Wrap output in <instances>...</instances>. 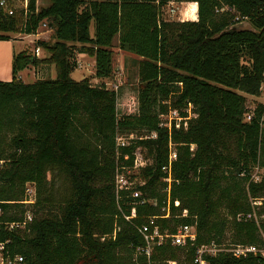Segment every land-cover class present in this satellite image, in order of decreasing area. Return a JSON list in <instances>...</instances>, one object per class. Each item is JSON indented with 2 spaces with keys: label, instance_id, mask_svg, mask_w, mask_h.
<instances>
[{
  "label": "trees",
  "instance_id": "16d2710c",
  "mask_svg": "<svg viewBox=\"0 0 264 264\" xmlns=\"http://www.w3.org/2000/svg\"><path fill=\"white\" fill-rule=\"evenodd\" d=\"M48 1L28 0L25 14L0 6V32L36 33L44 20L53 29L52 41L35 42L47 57L19 51L12 79L0 80V241L10 254L29 264H194L199 246L223 243L227 232L229 242L258 243L255 221L236 216L251 210L250 197H264V173L249 179L255 165L264 168V104L246 120V98L237 90L261 91L264 0H186L197 1L196 20L162 18L170 0ZM223 6L231 10L218 11ZM240 21L251 28H231ZM115 36L119 49L138 57V110L121 117L113 89L71 77L75 52L94 57L95 77H108ZM39 62L53 63L55 78L17 77ZM170 110L180 119L161 125ZM142 130L150 134L116 145L118 133ZM137 147L151 159L136 173L139 196H117L116 168L131 165ZM169 162L168 182L162 166ZM55 169L67 178L69 194L50 206L47 173ZM27 183L35 187L34 216L23 229H9L6 223L27 210ZM145 224L161 234L193 224L196 236L184 245L163 236L147 255L139 230ZM204 257L208 264H264L224 251Z\"/></svg>",
  "mask_w": 264,
  "mask_h": 264
},
{
  "label": "built area",
  "instance_id": "2783aa9c",
  "mask_svg": "<svg viewBox=\"0 0 264 264\" xmlns=\"http://www.w3.org/2000/svg\"><path fill=\"white\" fill-rule=\"evenodd\" d=\"M170 2V1H169ZM196 4V14H197V1H192ZM13 5L9 6L7 0H0V6L3 7V9L8 14H13L17 9L23 10V13H26L28 0H13ZM170 12H174V8L170 6L169 8ZM224 10H231L228 6H223L218 11H224ZM236 19H238V15L235 16ZM183 20V19H182ZM46 21H42L40 23L41 26H46ZM241 22V21H240ZM40 25L38 26L37 30L39 29ZM39 50V47L34 48V53L37 54ZM111 89H113L115 92H117L118 85H114ZM253 111V110H252ZM253 112L246 114V120H250L251 115ZM169 120L165 122H161V125L170 126L171 120L173 118L180 119L178 116V113L176 110H170L169 111ZM123 135V134H122ZM121 134H117L115 137L116 145L117 146H124L127 145L129 142L126 141ZM171 145V143H170ZM193 147V145H192ZM176 156L174 151H170L169 154V161L174 159ZM125 158H127V155H124ZM149 163V159L144 157L141 151L136 148L135 151H133V162L131 165H118L116 168L115 173V190L117 196L119 195L121 190H128L130 191V194L134 197L139 196V191L135 189L136 183L139 182L138 177L136 176V173L139 171V169L146 164ZM170 168V162L167 166H162V169L168 173V170ZM264 173V168L260 167L259 165H255L253 167L252 172L250 173L249 179L252 181H259ZM241 175L244 174V171L240 172ZM165 180L168 182L171 180L170 174L168 173V176L165 177ZM25 194L26 199L22 200L23 202L33 203L35 198V187L33 183H27L25 187ZM249 202L251 204V210L246 213H238L236 218L237 219H251L255 221L259 228V236L260 240L258 243H217L215 241H211L207 244H203L197 248L195 256H194V264H208L207 259L204 257L205 254L214 256L218 252H229L232 255L235 256H253L256 259H264V228L262 225L264 224V212H258L259 207L264 202V197H250ZM187 210L184 209L182 212V215H186ZM128 219V216H125ZM32 220V216L28 210L25 211L23 219L20 221H12L6 223V226L9 229L13 228H20L23 229L26 227L27 223ZM140 232L143 234L145 239V247L142 248L144 252L149 255L150 253V247L155 242H161L163 236H170L171 241L173 244L176 245H184L187 242H192L195 239L196 236V229L195 226L184 224L181 225L177 232L174 234H161L157 228V226H154L151 232L149 231L148 225H142L139 228ZM155 237H157V241L155 240ZM169 264H176L175 261H168ZM0 264H29L28 261L25 259V257L22 254L16 253L14 255H11L7 246L6 241H0ZM250 264V263H247Z\"/></svg>",
  "mask_w": 264,
  "mask_h": 264
},
{
  "label": "rangeland",
  "instance_id": "374dc122",
  "mask_svg": "<svg viewBox=\"0 0 264 264\" xmlns=\"http://www.w3.org/2000/svg\"><path fill=\"white\" fill-rule=\"evenodd\" d=\"M88 1V0H86ZM189 2L192 1H186V0H170L162 9V18L168 19V20H188L184 19L186 18L184 14V9L187 8V5ZM48 0H37V6H46L48 5ZM172 6L174 8V12H170L169 8ZM185 7V8H184ZM183 8V9H182ZM198 9V6H197ZM197 19V14H196ZM195 19V20H196ZM46 30L50 31V27L47 24V21L45 22ZM41 28V25L39 27ZM53 29L51 28L50 34H53ZM90 31L93 33L94 31V23L91 22L90 25ZM0 34H7L8 36L12 38H17L19 40V45H23L25 43V48L32 54V49L34 47V44L36 40H33L36 38V36H30V37H23L26 34L19 33V32H0ZM32 34V33H31ZM118 37L115 36L113 39V45H112V51H113V66H112V72L111 74L106 78H98L94 76V57L88 55V54H81L80 52H75L73 61L75 62V67L71 72V77L76 80H80L84 77H88L90 79V83L93 85H100L104 84L106 88L111 89L114 85H118V89L116 92V111L117 115L121 117L124 114H132L136 113L138 110V64H137V56L131 52L124 51L119 49L118 47ZM35 52V51H34ZM38 54V53H37ZM35 54V55H37ZM56 76V70L54 67V71L50 76H36V78H27L24 79L25 82H34L36 79L41 78H55ZM237 92L246 95V112L244 114V118L246 117V114L251 113L255 105L259 102L264 103V80L261 84V91L259 95H253V94H247L243 91L237 90ZM162 122L169 120V114L164 113L160 115ZM123 134L122 137L130 142L132 138H136V135L141 136H147L148 132L141 131L140 133L132 132V133H118ZM151 135L154 136L155 133L151 132ZM144 157L149 159V162L151 159L147 156L146 149L142 147H137ZM47 179L48 183L51 186L52 192H53V201L50 203V206L59 204L65 197L69 194V183L67 178L65 177L63 172H60L59 170L55 169L54 171H49L47 173ZM35 200V198H34ZM23 202V201H21ZM25 209L30 212L31 216H34V213L32 209L35 208L33 203L24 202ZM52 204V205H51ZM48 204L44 205L47 207ZM26 211V210H25ZM45 209H42L38 211V213H44ZM229 236L230 233H226V239L223 240L224 244H229L232 242H229ZM169 264V263H168Z\"/></svg>",
  "mask_w": 264,
  "mask_h": 264
},
{
  "label": "crops",
  "instance_id": "0c3cea01",
  "mask_svg": "<svg viewBox=\"0 0 264 264\" xmlns=\"http://www.w3.org/2000/svg\"><path fill=\"white\" fill-rule=\"evenodd\" d=\"M44 27L41 26L42 29H38L36 33L26 34L23 37H30L34 35L36 36V38H34L33 40H30L33 42L35 40L37 41L38 39L52 41V38H51L52 34H50L51 27L49 28L50 31L46 30V28ZM18 43H19V40L17 38L10 37L9 39H0V80L9 81L12 79L13 56L15 53L26 49L24 46L25 43L19 46L17 45ZM35 47H39L37 55H35L34 53ZM32 51H33L32 54H34L39 59H43L48 56V52L44 48L40 46H36L35 44H34ZM81 54H84V53H81ZM53 71H54L53 63L39 62L37 64H29L24 69L20 70L17 74V77L21 79L22 81H24V79H27V78H36L38 74L40 76H46V75L50 76V74H52Z\"/></svg>",
  "mask_w": 264,
  "mask_h": 264
},
{
  "label": "bare ground",
  "instance_id": "6f19581e",
  "mask_svg": "<svg viewBox=\"0 0 264 264\" xmlns=\"http://www.w3.org/2000/svg\"><path fill=\"white\" fill-rule=\"evenodd\" d=\"M185 8V7H184ZM184 14L188 20H195L196 19V4L193 2H189L187 8L184 9Z\"/></svg>",
  "mask_w": 264,
  "mask_h": 264
},
{
  "label": "water",
  "instance_id": "95a60500",
  "mask_svg": "<svg viewBox=\"0 0 264 264\" xmlns=\"http://www.w3.org/2000/svg\"><path fill=\"white\" fill-rule=\"evenodd\" d=\"M231 28H243V29H250L251 25L247 21H241L238 23H235Z\"/></svg>",
  "mask_w": 264,
  "mask_h": 264
}]
</instances>
